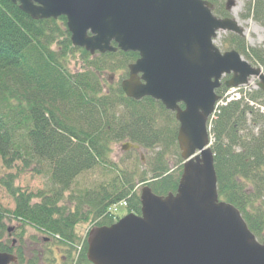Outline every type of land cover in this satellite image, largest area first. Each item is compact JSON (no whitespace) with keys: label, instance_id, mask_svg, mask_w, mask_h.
Here are the masks:
<instances>
[{"label":"trees","instance_id":"trees-1","mask_svg":"<svg viewBox=\"0 0 264 264\" xmlns=\"http://www.w3.org/2000/svg\"><path fill=\"white\" fill-rule=\"evenodd\" d=\"M207 1L214 5L215 15L230 17L226 2ZM245 12L264 27V0H248ZM66 19L35 20L22 12L19 3L0 0V157L7 168L17 161L28 168L34 165L47 175L50 186L48 191H26L15 184L13 173L1 184L15 201L12 218L52 236L65 252L62 260L92 264L87 258L88 233L79 239L74 228L88 221L93 226L115 223L122 215L110 208L122 201H127V214H140L141 192L132 174L119 171L69 194L71 210L61 202L81 175L97 167L115 170L113 145L129 140L156 150L151 176L144 172L138 184L167 195L177 191L184 159L175 112L153 98L136 100L122 91L128 66L139 54L118 50L92 55L73 45ZM230 36L225 51L235 49L255 66H264V48L249 45L244 36ZM77 53L84 65L76 70L72 61ZM119 71L121 82L106 88L102 74ZM228 90L225 81L216 90L225 103L217 106L210 122L217 191L220 200L240 210L259 241L264 236V112L260 110L264 91L256 89L228 101ZM168 156L176 162H168ZM6 219L0 211V251L15 253L19 263L37 264L35 258L28 260L22 246L12 248L3 241ZM22 230L17 239L21 245ZM78 247H82L79 257Z\"/></svg>","mask_w":264,"mask_h":264},{"label":"water","instance_id":"water-1","mask_svg":"<svg viewBox=\"0 0 264 264\" xmlns=\"http://www.w3.org/2000/svg\"><path fill=\"white\" fill-rule=\"evenodd\" d=\"M236 0L227 1V9ZM35 20L65 16L74 46L91 54L139 53L121 85L130 98L152 97L175 112L183 171L176 192L141 189V213L93 227L87 239L92 264H264L258 241L240 210L218 193L209 120L220 96L264 71L235 49L221 52L220 31L245 35L235 18H219L207 0H10ZM116 43V45L113 44ZM122 149L140 150L130 142ZM14 228L8 229L11 234ZM17 241L13 239L15 244ZM0 251V264H16Z\"/></svg>","mask_w":264,"mask_h":264},{"label":"rangeland","instance_id":"rangeland-1","mask_svg":"<svg viewBox=\"0 0 264 264\" xmlns=\"http://www.w3.org/2000/svg\"><path fill=\"white\" fill-rule=\"evenodd\" d=\"M228 0H223L225 3ZM248 0H236L235 5L231 8L229 11V14L231 17L234 18L237 17L239 20L240 25L245 30V37L247 39V43L251 46H257L264 48V27L261 26L259 23L255 22L253 18L246 17V5ZM217 37L215 39V44L221 48L222 51H225L224 43L229 39L230 33L225 32H219L217 33ZM77 57V58H76ZM76 60H73V67L77 69H80L83 67L84 63L81 61V54L77 53L75 54ZM251 64L252 61H249ZM264 71V66H261ZM121 75L122 72L119 71L117 73L107 72L103 73V79L105 80V87L108 88L109 85H116L121 82ZM258 79L251 78L248 84H245L244 86L240 88H230L228 92H233L232 94H236L237 92L242 95L248 92H251L253 90H256ZM256 105V104H255ZM260 110L264 112V104L260 103ZM210 128V136L212 140V134H211V126ZM256 132V129H255ZM128 141V140H126ZM125 142V141H123ZM122 142L116 143L113 145V153H112V161L113 164H116L117 167L115 170L111 168L106 167H97L96 169L92 170V172H88L86 174L81 175V177L78 180V184L72 186L71 191L66 193V197H63V201L61 203L65 204L69 207V209L73 210L74 204L70 201L69 194H72L73 192H77L79 190H85L91 188L93 185H95L97 182L102 180H108L111 179L117 174L119 171L127 172L129 174H132L134 177V184H136V188L138 187V191L140 192L142 186L144 184H138L140 183L141 178L144 176V172L147 173V177L149 178L151 176L150 168H151V162H152V154L155 153L156 150L150 151L148 149H145L141 146L140 150H129V151H123L121 148ZM176 159L174 157L171 158V156H168V162H171L172 164L175 163ZM108 169V170H107ZM13 173L17 176V180L15 181V184L22 189L37 193L40 191H48L50 186L49 178H47V175L45 173H40L36 171V167L32 165L31 167H25L22 163V161H17L12 168H7L5 164L3 163L2 158L0 157V211L4 212L7 216V219L5 220L6 228L13 227L15 230L12 231L13 235L9 236L8 231H4L3 234V241L6 242L7 245L11 244V241L13 238L18 239L19 238V232L22 228H24V238L31 240L33 243V248L36 247L39 248L41 245V248L45 253L47 254L44 259H47V257L50 259L52 256H56L57 260L54 264H70L71 260H62L61 256L65 254L64 250L62 249V246L59 245L56 241L51 240L49 243L44 242L43 239L45 237H48L44 233L36 231L31 225H23L19 220H16L11 217V210L15 209V201L14 198L7 192L5 187L1 184V179L5 178L8 174ZM38 200V199H37ZM119 211V212H118ZM118 215H126L127 210L125 206H120V210H118ZM121 216V217H122ZM12 218V219H9ZM93 227L92 221L88 222H81L79 223L75 229L77 236L79 239H84L86 237V234L89 232V230ZM41 240V241H39ZM264 240V236L259 239V241L262 242ZM55 246H60L62 251L61 252H52ZM79 246H82L81 244ZM76 250L72 249V255L74 256ZM37 253V252H36ZM78 253V252H77ZM72 258V256H71Z\"/></svg>","mask_w":264,"mask_h":264},{"label":"flooded vegetation","instance_id":"flooded-vegetation-1","mask_svg":"<svg viewBox=\"0 0 264 264\" xmlns=\"http://www.w3.org/2000/svg\"><path fill=\"white\" fill-rule=\"evenodd\" d=\"M252 18V17H251ZM235 19H237L238 20V18L237 17H235ZM238 22H239V20H238ZM240 24V23H239ZM242 27V26H241ZM243 28V27H242ZM233 34H236V35H239V34H237V33H233ZM239 36H243V35H239ZM37 231V230H36ZM38 232H40V231H38ZM42 233V232H41ZM89 234V233H88ZM88 237V236H87ZM51 240H54V238L51 236V237H45L44 239H43V241L44 242H47V243H49ZM12 241H13V239H12ZM11 241V242H12ZM39 241H41V240H39ZM54 241H56V240H54ZM16 243L14 244L13 242L11 243V247L12 248H17V247H20V246H22L23 247V249H24V253L26 254V256H27V258H28V260H29V258H35L36 260H38L37 261V264H54L56 261L55 260H57V257L56 256H52L50 259L47 257V259H44L45 258V256L47 255L46 253H45V251H43L42 250V248H41V245L39 246V248L38 247H36L35 249L33 248V243L31 242V240H29V238L27 237V239H25L24 237H22V242H23V244L21 245V242H20V240H17V241H15ZM78 251V253L76 252V255H77V257H79V255L81 254V251H82V247H78V249H77ZM61 252L62 251V249H61V247L60 246H55L54 247V249L52 250V252ZM37 252V253H36ZM53 252V253H54ZM17 256V255H16ZM18 257V256H17ZM61 258H62V256H61ZM20 262V260H19V258H18V261L16 262L17 264H29V263H26V262H23V263H19Z\"/></svg>","mask_w":264,"mask_h":264}]
</instances>
